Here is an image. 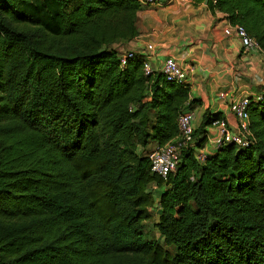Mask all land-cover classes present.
I'll list each match as a JSON object with an SVG mask.
<instances>
[{
  "label": "trees",
  "instance_id": "trees-1",
  "mask_svg": "<svg viewBox=\"0 0 264 264\" xmlns=\"http://www.w3.org/2000/svg\"><path fill=\"white\" fill-rule=\"evenodd\" d=\"M208 5L264 48V0ZM140 8L0 0V264H264V88L250 145L200 161L221 118L206 116L168 179L153 174L148 146L178 135L190 90L142 55L121 66Z\"/></svg>",
  "mask_w": 264,
  "mask_h": 264
},
{
  "label": "crops",
  "instance_id": "crops-1",
  "mask_svg": "<svg viewBox=\"0 0 264 264\" xmlns=\"http://www.w3.org/2000/svg\"><path fill=\"white\" fill-rule=\"evenodd\" d=\"M208 1L175 0L141 6L137 18L139 34L120 48L146 56L147 45L154 44L149 61L155 73H162L168 57L187 69L194 66L185 83L190 90L195 129L200 128L206 116L214 114L234 123L230 102L245 96L257 99L264 88V54L244 50L235 26L221 12H213ZM203 130L207 140L200 149L214 153L218 129L208 125Z\"/></svg>",
  "mask_w": 264,
  "mask_h": 264
},
{
  "label": "built area",
  "instance_id": "built-area-1",
  "mask_svg": "<svg viewBox=\"0 0 264 264\" xmlns=\"http://www.w3.org/2000/svg\"><path fill=\"white\" fill-rule=\"evenodd\" d=\"M141 6L164 4L175 0H136ZM239 38L241 39L243 49L246 51L257 50L264 54V48L258 40L251 36L246 28L242 25H234ZM148 53L144 57V70L146 74L153 72L149 57L155 51L154 44L147 45ZM140 55L134 50H127L121 55V66L124 67L130 58ZM194 66L185 68L181 66L174 58L168 57L165 59L162 66V73L168 81L184 83L189 70H193ZM224 96V93L222 94ZM261 95L257 99H260ZM251 98L248 96L233 100L229 104V108L235 117V122L232 123L228 118H217L212 122V125L218 129V136L214 139V147H219L236 143L240 146H248L253 141V135L250 129V113L249 105ZM194 111L188 110L180 114L178 119L179 133L178 135L165 144L154 143L152 148L146 152L151 164V171L163 180H167L171 172L175 171L181 159V152L186 148L197 147L196 138L194 135ZM196 155L200 161H204L207 153L204 149L197 148ZM157 188L156 184L151 186ZM158 206V203L156 204Z\"/></svg>",
  "mask_w": 264,
  "mask_h": 264
},
{
  "label": "rangeland",
  "instance_id": "rangeland-1",
  "mask_svg": "<svg viewBox=\"0 0 264 264\" xmlns=\"http://www.w3.org/2000/svg\"><path fill=\"white\" fill-rule=\"evenodd\" d=\"M156 190H158V188H156ZM154 215H156V213L154 212ZM145 232L148 235L149 238H158L159 237V232L158 230L155 228L154 225V220H147L145 223Z\"/></svg>",
  "mask_w": 264,
  "mask_h": 264
}]
</instances>
